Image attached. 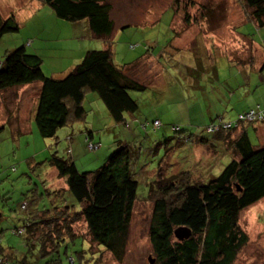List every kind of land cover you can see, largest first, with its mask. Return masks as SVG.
<instances>
[{"label":"rangeland","instance_id":"obj_1","mask_svg":"<svg viewBox=\"0 0 264 264\" xmlns=\"http://www.w3.org/2000/svg\"><path fill=\"white\" fill-rule=\"evenodd\" d=\"M221 1L193 0L191 4L189 0H109L115 19L109 38H89L85 22L74 23L58 18L45 5L47 16L41 13L44 11H40L39 6L36 8L37 13L18 19L17 31L8 32L0 39V62L5 59L7 52L24 45L27 53L37 52L42 57L43 64L39 69L44 76L50 75V69L46 66H59L62 62L72 60L69 45L74 44L72 40L83 51L103 49L104 42L112 50L113 63L118 67L133 65L128 73L146 86L141 91H129L138 108L126 115V125L113 122L96 93L89 92L85 101L89 107L85 123L75 124L69 138H66L67 133L72 132L69 127L57 129L55 137H41L32 116L27 122L29 131H17L18 127L21 129L26 126L30 108L33 107L40 84L37 75H29L27 83L22 82L23 74L28 73L24 68L16 72L10 69L3 75L13 82L0 85L2 246L10 247L15 254L22 253L29 264H47L52 260H56L57 264L155 263L149 239L153 212V202L148 196L150 184L158 177H167L183 170L190 171L193 180L202 177L208 179L218 175L230 161L228 152L221 151L217 141L213 144L215 152L209 147L200 146L201 143L177 145L179 134L174 133L172 128L173 125H179L188 133L210 138L211 134L205 131L211 119L209 113L217 111L214 103L222 80L225 81V76L233 74L235 70L230 68L225 57L218 56L216 49L211 47L206 50L204 38H222L234 25V30L239 34L260 39L264 37V27H257L251 21L232 23L233 20L239 21V16L241 20L246 19L242 15L244 5L241 0ZM200 5L207 8L205 17L186 29L182 16L188 15L195 21L202 12L198 9ZM171 6L176 8L175 12ZM180 20L183 22L180 23ZM179 32L184 34H176ZM28 37L30 41H21ZM73 49L77 50L75 47ZM144 54L156 57L159 66L155 61L144 59ZM190 74L194 80L189 77ZM4 77H1L2 80ZM195 85H199V89L204 87V100L200 97L201 100L199 98L196 101ZM229 108L227 105L219 108L218 114L236 111ZM5 119L8 123H1ZM154 119L160 121L155 130L152 127ZM89 132L92 136L90 140L99 145L92 150L88 149L85 141ZM119 145H126L130 149L131 173L137 181L136 200L128 224L125 251L120 260H116L102 245L88 240V231L82 218L73 223L74 231L80 236L67 239L57 248L58 251L45 255L39 251L40 243L28 242L25 235L12 233L13 227L22 224L19 217L26 213L20 209L22 202L26 201L30 212L35 208L44 210L50 207L47 186L55 183V169L49 163L52 154L70 157L80 171H94ZM54 177L56 179V175ZM31 194L41 199L31 201ZM65 198L79 210L72 197L68 195ZM260 200L240 212L239 221L248 233L249 240L234 264H264V207L260 205L264 203V198ZM152 258L154 261L150 263L149 259ZM15 260L11 262L14 264Z\"/></svg>","mask_w":264,"mask_h":264},{"label":"trees","instance_id":"obj_2","mask_svg":"<svg viewBox=\"0 0 264 264\" xmlns=\"http://www.w3.org/2000/svg\"><path fill=\"white\" fill-rule=\"evenodd\" d=\"M39 1L49 6L58 18L74 23L86 21L94 37L109 38L112 34L114 25L109 0ZM241 1L246 16L257 27L264 26V0ZM189 3L194 2L189 0ZM171 7L175 12L176 8ZM198 9L202 11L198 17L206 15L204 5ZM182 18L186 29L198 22L197 18L194 21L188 15ZM18 29L13 15H0V38ZM262 44L264 47V40ZM25 49L22 45L5 54V59L0 62V85L13 82L3 76L10 69L16 72L24 68L28 71L23 74V83L28 82L29 75H37L40 84L25 125L32 116L41 137H55L59 128L72 129L75 124L85 123L89 111L85 101L89 92L96 93L115 123L126 125V115L138 108L129 91H141L146 86L128 73L133 65L118 67L113 63L109 45L103 49L84 51L79 62L59 77L44 76L39 69L42 57L27 53ZM1 77H4L3 80ZM93 100L95 102L96 98ZM251 109L264 114V107L255 105L230 119L221 115L211 119L205 127V131L211 134L210 138L188 133L179 125H176L179 130L173 129L179 134L177 145L201 143L200 146L215 152L213 144L217 141L221 151L228 152L230 161L218 175L208 179L193 180L191 172L183 170L158 177L150 184L148 196L153 202V212L149 239L155 254L154 264H234L247 244L249 236L240 224V212L264 197V145L255 142L250 134V131H256L257 126H264V115L237 121L240 113ZM1 123H8L7 119ZM225 123H230V126L224 128ZM210 125L215 127L208 130ZM17 131L24 133L29 130L18 127ZM90 135L89 132L85 141L96 144L90 140ZM130 156L128 146L119 145L96 170L80 171L70 157L52 154L49 163L55 169L56 177L65 184V188L56 193L63 194L65 203L55 202L49 208H35L30 212L26 201L22 202L25 208L20 205V209L26 213L21 226L13 227L12 233L25 235L28 242L40 243L39 251L45 255L58 251L57 248L67 239L80 236L74 231L73 223L82 218L88 240L102 245L104 250L120 260L125 251L128 224L136 200L137 181L132 177ZM68 195L77 203L79 210L75 205L68 204L70 200L65 198ZM34 197L31 194L30 198ZM30 246L33 244L30 243ZM0 260L13 264L2 254ZM47 264H57V261Z\"/></svg>","mask_w":264,"mask_h":264},{"label":"crops","instance_id":"obj_3","mask_svg":"<svg viewBox=\"0 0 264 264\" xmlns=\"http://www.w3.org/2000/svg\"><path fill=\"white\" fill-rule=\"evenodd\" d=\"M224 1L226 0H222L221 2L224 3ZM232 3H234V1ZM36 8H39L40 11H44L47 9L45 8V4L41 3L39 0H0V15L2 17L13 15L17 23H19L18 19L20 17H23L25 15L29 16L33 12L37 13ZM47 11L49 12L51 16H53V14L49 10ZM112 11L114 13V9L112 8V4H111L110 17H111V20L114 22L115 19L112 17L113 16ZM41 13H46V15L49 16L46 11L41 12ZM242 15L246 19L241 20L239 16L238 18L239 21L233 20L232 23L233 24H243V23L251 21L250 18H248L245 13H243ZM119 16H121V14H119ZM203 17L205 16L198 17L197 20L199 21ZM81 22L86 23V21H81ZM84 26H86V29L89 34V38L90 37L93 38L94 36L91 34L90 30L88 29L87 23L84 24ZM234 28H235V25L231 26L230 28L231 30L227 32L226 35L223 36L222 38L219 37L218 39H215L214 37H211V36L209 38H204L206 40L205 42L206 45H204L206 50L211 47L216 49L218 56H220V58L225 57L227 62L230 63V68L235 69L233 71V74H230V75L227 74V76H225V78H227L225 81L222 80V84H221L222 87H219L218 92H217V99H215V103H214L217 111H215V113H209L211 116L210 117L211 119L221 115V114H218L220 113L218 109L225 108L226 105H227V108L230 107L229 110L234 109L236 111H233V112L225 111L221 115L224 119L233 118L236 116L238 112L245 111L249 108L254 107L255 105H260L264 107V47L262 44L264 37L262 39L258 38L257 36L247 37L246 35L239 34L237 31L234 30ZM181 34L183 35L184 33H181ZM4 35H2L1 38H3ZM259 35L262 36V33L260 32ZM223 39H224V42H222ZM24 40L30 41L29 37L28 39H25V38L21 39L22 42H24ZM72 41L74 44L73 45L69 44L71 45V49H72L71 51L72 60L64 62V63L62 62L59 66L58 65L46 66L47 68L50 69V75L54 77L62 76L64 75V73L70 70V68H72L74 64H76L77 60H80L84 51L79 48L80 45L77 44L75 40H72ZM73 47H75L77 50H74ZM103 47L104 48L107 47L104 42H103ZM175 48H178V47H175ZM185 49L186 48L184 47L183 50ZM232 54H233V57H232ZM143 58L144 59L148 58V60L157 62V65L159 66V62L157 61L156 57L150 54H147V55L144 54ZM189 77H191V79L194 80V77L192 75H190ZM198 87L199 85L194 86V88H196L197 90L196 101H199L200 97L202 98V100H204L205 89L203 86L201 87V89H199ZM250 95H252L251 98L249 97ZM224 101H226L225 104L223 103ZM214 114L216 115L214 116ZM25 127H27L28 130L30 129L28 124ZM71 130L73 133V128ZM72 133H67V135H71ZM233 133H236V132H233ZM250 134L254 138L255 142L259 143L260 145H264V126L263 125L257 126L256 131L254 132L250 131ZM55 175L56 173L54 172L53 180H55V183L47 186V190H48L47 195L50 196L51 204H54L55 202L57 204H60V203L64 204L65 201L62 197L63 194L58 193L60 194L58 195L56 191H58L59 189L65 188V184L63 180H60L57 177L55 179L54 177ZM24 198L27 199V197H24ZM36 199H41V197L30 198L31 201H34ZM68 204H72V203L69 202ZM260 205L264 207V203L262 204L261 202ZM29 211H30V208H29ZM19 218L23 219V216ZM1 242L2 240H0V254H2L3 257H5L7 260H10V261L12 260V262H13V259L16 258L15 264H29L26 256H24L22 253L15 254V252H13V250L10 247L2 246Z\"/></svg>","mask_w":264,"mask_h":264},{"label":"built area","instance_id":"obj_4","mask_svg":"<svg viewBox=\"0 0 264 264\" xmlns=\"http://www.w3.org/2000/svg\"><path fill=\"white\" fill-rule=\"evenodd\" d=\"M263 115H264L263 113L260 114V113H257L255 110L251 109V110H248V111H246V112H244V113H240V114L237 116V121H240V120H242V121H243V120H252V119H254V118H261ZM152 125H153V128L158 127V126L160 125V121H159L158 119H155V120L152 122ZM229 126H230V123H225V124L223 125L224 128H227V127H229ZM212 127H215V126L210 125V126L208 127V130H211ZM172 128H173L174 130H179L178 126H172ZM87 145H88V147H89L90 149H94V148L97 146V144H93V143H91V142H89ZM21 207H22V208H25V203H23V204L21 205ZM21 229H22V228H21ZM19 231H21V230H19ZM0 264H7V263H4V262H2V261L0 260Z\"/></svg>","mask_w":264,"mask_h":264},{"label":"water","instance_id":"obj_5","mask_svg":"<svg viewBox=\"0 0 264 264\" xmlns=\"http://www.w3.org/2000/svg\"><path fill=\"white\" fill-rule=\"evenodd\" d=\"M149 262H150V263H152V262H153V260H152V259H149Z\"/></svg>","mask_w":264,"mask_h":264},{"label":"clouds","instance_id":"obj_6","mask_svg":"<svg viewBox=\"0 0 264 264\" xmlns=\"http://www.w3.org/2000/svg\"><path fill=\"white\" fill-rule=\"evenodd\" d=\"M175 126H176V125H175ZM98 146H99V145H98ZM98 146H97V147H98Z\"/></svg>","mask_w":264,"mask_h":264}]
</instances>
